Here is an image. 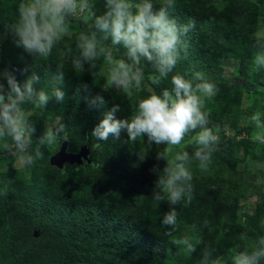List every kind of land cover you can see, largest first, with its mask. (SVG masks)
I'll use <instances>...</instances> for the list:
<instances>
[{
	"label": "trees",
	"instance_id": "1",
	"mask_svg": "<svg viewBox=\"0 0 264 264\" xmlns=\"http://www.w3.org/2000/svg\"><path fill=\"white\" fill-rule=\"evenodd\" d=\"M102 2L97 0L98 7H102ZM154 2L158 3V0ZM175 2L173 13L178 21L194 20L197 34L216 28L213 0ZM18 3L19 0H0V31H7L8 25L15 20ZM236 17L237 21L245 19ZM235 23L242 32L240 35L233 38V33L225 32L217 37H226V43L232 46L229 48L232 54L249 55L253 49L246 37L250 26L244 22ZM81 27L79 21L73 22V31ZM69 42L74 44L72 38ZM206 57L198 55L192 59L199 62ZM1 61L11 68L20 83H23L24 76L28 78L35 71L40 77L38 86L49 92L55 85L51 80H55L57 65L64 63V81L59 86L68 92L65 102L50 101L48 108L41 112V120L44 117L60 119L67 126L69 150L77 152L87 145L91 152L90 161L60 168L51 162L53 154L44 148V159L37 165L43 166L46 172L42 177L37 174L36 181L30 186H22V180L12 169L0 168V186L11 180L8 194L0 196V264H199L204 244L211 245L215 257L224 264H230L227 251L238 239L264 235V204L259 207L256 217L245 216L244 221L230 220L231 224L224 222L225 218L235 217L236 209L227 211L222 191L227 181L221 174L227 170L232 174L236 171L240 163L236 147L248 148V142L251 144L249 138H221L208 170L213 181L202 178L201 186H194L191 204L178 206L177 231L166 236L161 220L169 205L165 211L163 206L156 207L154 202L150 205L151 196L145 192L144 184L150 169L145 160L138 158L139 149L133 142H127L126 132H122L119 139L110 137L108 142L96 141L90 135L103 113L114 104L121 106L117 113L119 118L125 110L127 98L104 91L101 87L103 81L94 84L87 70L76 74L56 49L48 60H35L14 43L9 33L3 41ZM186 61H181L177 70L188 72L191 68L184 66ZM197 70L203 71L217 86L218 94L212 98L208 109L213 121L222 125L221 133L249 130L250 126L245 125L249 114L240 105L245 86L226 80L221 73H214L206 66ZM145 73L151 74L149 65H145ZM82 84L89 86L91 95L103 96L105 103L99 108H89L83 99L77 97V89ZM33 120L35 136L38 137L43 132ZM8 157L11 156L0 153V166ZM234 182L230 179L229 186ZM213 184L217 185L216 189L210 188ZM205 220L208 221L206 227ZM183 238L196 245L195 252L185 251L180 244ZM201 240L204 244L200 243Z\"/></svg>",
	"mask_w": 264,
	"mask_h": 264
},
{
	"label": "clouds",
	"instance_id": "2",
	"mask_svg": "<svg viewBox=\"0 0 264 264\" xmlns=\"http://www.w3.org/2000/svg\"><path fill=\"white\" fill-rule=\"evenodd\" d=\"M174 8L175 0H103L102 7L97 0H19L16 18L7 28L14 43L35 60H48L56 49L76 74L87 70L94 84L103 81L104 91L133 102L126 118L117 117L121 106L114 104L90 135L108 142L126 132L128 143L146 137L148 145L157 146V163L150 169L156 176L150 199L156 207L164 201L169 205L161 220L166 236L177 231L178 206L187 207L193 200L194 167L200 172L209 170L223 131L208 109V100L218 91L216 84L195 67L188 72L177 70L181 61L189 59L187 37L195 21L179 22ZM74 21L82 25L78 31H73ZM73 37L75 48L63 43ZM252 42V71H258L264 69V30L254 32ZM145 65L151 74L146 75ZM55 80L49 92L38 86L40 77L35 71L20 83L7 70H0V153L9 154L25 170L44 159V148L70 139L60 119L46 124L43 134L35 136L33 113L45 111L53 99L65 102L59 86L64 81V63L57 65ZM77 97L89 108L105 103L103 96L91 95L87 84L77 89ZM247 124L264 130V112H251ZM253 141L264 144V134L255 135ZM146 155L138 153V158L144 161ZM161 160L165 162L162 168ZM10 183L0 186V196L8 194ZM180 244L188 253L196 251L188 238ZM214 253L211 245L204 244L199 264H224ZM227 256L230 264H264V235L238 239Z\"/></svg>",
	"mask_w": 264,
	"mask_h": 264
},
{
	"label": "rangeland",
	"instance_id": "3",
	"mask_svg": "<svg viewBox=\"0 0 264 264\" xmlns=\"http://www.w3.org/2000/svg\"><path fill=\"white\" fill-rule=\"evenodd\" d=\"M10 2H13V0H10ZM213 4V12L217 15L216 28L204 34H197L195 32L196 28L194 27V29L188 34L187 39L190 44L189 59L184 63V66L188 68L195 67L196 69L206 66V68H210L214 73H221L226 80H229L232 83L243 84L245 86V91L242 93L241 97V108L248 112L249 115L255 110L264 112V69L252 71L251 59L253 49L250 51L249 55L247 54L241 57L234 52L232 54L231 50H229L232 46L226 43V37H217L218 34L225 32L228 34L233 33V38L235 35H240L242 32L236 27L237 23L235 22H244L250 26L249 34H247L246 37L248 39L247 43L253 47V33L264 30V2H261L260 0H213ZM236 16H242L245 19L237 21L235 20L237 18ZM181 17L184 19L183 11ZM182 22L184 23V21ZM7 35L8 31H0V37H2L0 38V70H7L14 75L11 68L6 65L4 66L1 61L3 54V41ZM72 39L74 40V37ZM68 42L69 40H66L63 43ZM63 43L61 46H63ZM72 47L75 48V44H73ZM198 55L207 57L205 60H200L199 62L192 59ZM240 69L243 71L240 72ZM240 73H242L243 76H241ZM25 79H27L26 76H24L23 80ZM51 83L56 84V80L52 79ZM145 87H147V81L145 82ZM109 92L116 93L111 90H109ZM141 92H143V89H141ZM65 94H68V92L66 91ZM217 94L218 91L214 96ZM214 96L208 100V106ZM132 103L133 102L129 99L124 101L125 110L122 111V115H120L119 118H126L130 115ZM32 119H35L38 122V129L42 132H44L46 124H50L56 120L54 117H44L43 120H41V112H38L37 110L33 113ZM245 125H248L247 120H245ZM257 134H264V130L250 127L249 130H230L221 133V138L225 137L230 139L231 136H235L237 138L247 137L251 140V144L248 142L249 146L246 149L239 146L236 147V156L240 160L236 171L232 174L227 170L221 174L227 181L226 185L222 188L224 194L223 200L227 205V211L231 212L230 209H236V213L233 215V217H235H229L230 219L225 218L224 220L226 221L224 222L231 224L232 220L244 221L245 216L256 217L258 216L259 207L264 204V144L253 141V137ZM80 141L81 139L78 137V142ZM62 142L63 141L51 148H46L49 153L55 154L60 149ZM133 143L135 148L139 149L140 153L147 152L145 161L149 169H151L152 166L157 163L155 159L158 151L157 146L155 144L152 146L148 145L146 137L144 140L140 139ZM186 150L191 153L192 148L187 146ZM164 163L165 162L162 160L159 161V166L162 168ZM0 168L4 170L12 169L18 178L22 180V186H30L36 181L34 178L37 174L42 177V174L46 172V169L43 166L37 164L32 169L25 170L16 164L11 157H8L5 164L1 165ZM195 170L196 168L194 167L193 184L196 188L201 186L202 178L205 180L209 178V181H213L210 171L200 172ZM155 179L156 176L151 171L145 175V192L150 194V196L152 189L155 186ZM230 179L232 181L233 179L235 180L232 186H229ZM210 188L216 189L217 185L213 184ZM151 204H153L152 201L150 202V205ZM167 204V201H164L158 206H163V211H165ZM188 226L189 225H187V227ZM118 229H120V225L118 226Z\"/></svg>",
	"mask_w": 264,
	"mask_h": 264
},
{
	"label": "water",
	"instance_id": "4",
	"mask_svg": "<svg viewBox=\"0 0 264 264\" xmlns=\"http://www.w3.org/2000/svg\"><path fill=\"white\" fill-rule=\"evenodd\" d=\"M91 149L84 145L77 152L70 151L67 142H63L60 149L51 156V162L60 168L69 164L81 165L85 161H90L89 154Z\"/></svg>",
	"mask_w": 264,
	"mask_h": 264
}]
</instances>
